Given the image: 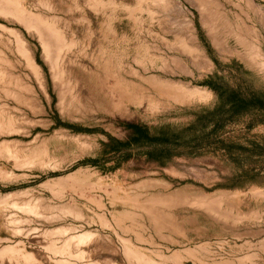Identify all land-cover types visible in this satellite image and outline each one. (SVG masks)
I'll return each instance as SVG.
<instances>
[{
  "label": "rangeland",
  "instance_id": "374dc122",
  "mask_svg": "<svg viewBox=\"0 0 264 264\" xmlns=\"http://www.w3.org/2000/svg\"><path fill=\"white\" fill-rule=\"evenodd\" d=\"M0 264H264V0H0Z\"/></svg>",
  "mask_w": 264,
  "mask_h": 264
},
{
  "label": "bare ground",
  "instance_id": "6f19581e",
  "mask_svg": "<svg viewBox=\"0 0 264 264\" xmlns=\"http://www.w3.org/2000/svg\"><path fill=\"white\" fill-rule=\"evenodd\" d=\"M14 6V5H13ZM16 6V5H15ZM12 8V7H11ZM17 10L19 11V13L21 14V15H23V11L17 6ZM17 16V15H16ZM25 16V15H24ZM15 17V16H14ZM20 17V16H19ZM18 17V18H19ZM26 18V17H25ZM30 26V25H29ZM27 60H28V63L31 65V66H33L32 65V63H31V60H30V58L27 56ZM163 86V85H162ZM170 93L172 94V95H174V96H190L191 94L190 93H183V91H179V90H173V91H170ZM192 203H194V204H196V201L194 200V201H192ZM143 208V207H142ZM149 206H145V208H143V210L148 214V216H150V218L153 220V222H154V224H155V227L157 228H161L162 226H165V225H167L168 223L166 222H164V220L162 221V220H159L158 219V217L154 214V212H152V211H150L149 210ZM190 252V251H189ZM191 256V255H190ZM193 258V257H192ZM137 259V258H136ZM195 259V258H194ZM170 261H171V259H170ZM199 261V260H198Z\"/></svg>",
  "mask_w": 264,
  "mask_h": 264
},
{
  "label": "trees",
  "instance_id": "16d2710c",
  "mask_svg": "<svg viewBox=\"0 0 264 264\" xmlns=\"http://www.w3.org/2000/svg\"><path fill=\"white\" fill-rule=\"evenodd\" d=\"M245 102H250V100H246ZM134 129H135L136 132H141V131H143V132L146 133V130H142V129H140L139 127H136V126H135ZM165 135H166V134L161 133L160 137L157 138V139H158L159 141H160V140H162V141H168V139L165 138ZM154 138H155V137H154ZM145 139H147V140L149 139L148 135H145Z\"/></svg>",
  "mask_w": 264,
  "mask_h": 264
}]
</instances>
